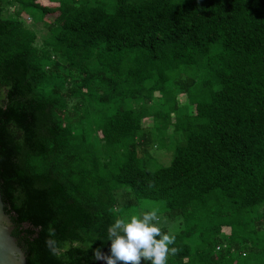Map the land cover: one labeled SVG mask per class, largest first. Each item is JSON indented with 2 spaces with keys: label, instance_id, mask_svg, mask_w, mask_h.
Instances as JSON below:
<instances>
[{
  "label": "trees",
  "instance_id": "16d2710c",
  "mask_svg": "<svg viewBox=\"0 0 264 264\" xmlns=\"http://www.w3.org/2000/svg\"><path fill=\"white\" fill-rule=\"evenodd\" d=\"M47 1L0 0V194L26 264H105L114 220L153 209L166 264H264V0Z\"/></svg>",
  "mask_w": 264,
  "mask_h": 264
},
{
  "label": "clouds",
  "instance_id": "9594fccd",
  "mask_svg": "<svg viewBox=\"0 0 264 264\" xmlns=\"http://www.w3.org/2000/svg\"><path fill=\"white\" fill-rule=\"evenodd\" d=\"M106 240L110 241V254L103 255L99 248L92 251L93 257L105 264H141V260L166 264L167 257L176 252L175 247H170L175 237L158 226L155 209L127 220L115 219L107 229Z\"/></svg>",
  "mask_w": 264,
  "mask_h": 264
},
{
  "label": "water",
  "instance_id": "95a60500",
  "mask_svg": "<svg viewBox=\"0 0 264 264\" xmlns=\"http://www.w3.org/2000/svg\"><path fill=\"white\" fill-rule=\"evenodd\" d=\"M13 224L0 194V264H26V255L12 235Z\"/></svg>",
  "mask_w": 264,
  "mask_h": 264
},
{
  "label": "rangeland",
  "instance_id": "374dc122",
  "mask_svg": "<svg viewBox=\"0 0 264 264\" xmlns=\"http://www.w3.org/2000/svg\"><path fill=\"white\" fill-rule=\"evenodd\" d=\"M40 3H42L43 5H47L48 7H53V5H57V2L53 4V3L48 2L47 0H40ZM9 11H10V9H9ZM54 15H55V12L54 13H47L46 14V18L47 17L48 18H53ZM22 16H24V17H22V19L23 20L25 19V21L27 22V24L30 25V26H32V24L36 22V24H35V26H33V28L36 31H38L37 32L38 38L40 36H43L44 37L47 34L46 33V30H45L46 27L44 26L43 21L38 20V16H37V13L36 12L30 13V16H31L30 18L31 19L28 18V15H25L24 14ZM143 123L146 125V124H149V121L146 119V120L143 121ZM91 140H93V139H91ZM161 159H163V157ZM163 162H165V161L163 160ZM131 210H135V209L133 208ZM129 212H131V211H128V213ZM141 212H143V211H139V209H138L137 213H139V215H141ZM159 222H162V218H159L158 219V225L160 226ZM173 227L174 226H171L170 229L173 228ZM223 231H227V229L226 228H223ZM249 258H250V256L248 258H243V259H245L247 261V260H249Z\"/></svg>",
  "mask_w": 264,
  "mask_h": 264
}]
</instances>
